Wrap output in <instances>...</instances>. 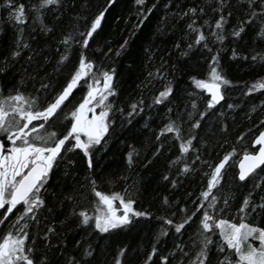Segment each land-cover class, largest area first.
Returning a JSON list of instances; mask_svg holds the SVG:
<instances>
[{"label": "trees", "instance_id": "obj_1", "mask_svg": "<svg viewBox=\"0 0 264 264\" xmlns=\"http://www.w3.org/2000/svg\"><path fill=\"white\" fill-rule=\"evenodd\" d=\"M12 2L25 5L26 23L18 25L10 22L6 0H0V67H4L5 60L8 61L7 71L0 72V87L4 96L14 94L21 77L31 75L34 79L28 80L21 91L26 95H39L43 107L62 91L78 67L81 47L73 43L67 53L69 60L60 71L55 70L60 56L65 53L60 40L69 32L75 34L74 26L80 32H85L91 20L108 6L109 0H61L59 5L43 9L44 24L54 28L47 35L41 31L37 13L32 10V6L38 5L40 0ZM228 2L233 6L234 15L225 25L226 33L236 27L242 12L247 9V4L240 7V0ZM214 6L215 0H146L143 6L137 5L136 0H115L108 9L85 55L88 61L93 62V72L97 75L115 69L113 88L116 95L109 97L117 109L114 114L110 113V119L115 123L110 127L106 143L93 155V168H88L83 152L76 150L66 153L50 173L45 200L47 207L53 210H42L39 225L28 229L36 241L33 256L36 264L45 255L49 264H68L72 258L79 264H117V260L121 264H145L154 244L158 251L151 264H162L164 256L169 258V264H180L181 261L182 264H190L200 249L197 232L202 213H198L180 234L168 227L165 237H159L166 226L158 217L171 218L174 223H180L190 216L199 204L197 198L207 189L210 175L206 174H210L223 156L233 152V149L235 154L226 166L224 180L218 188L213 189V193L219 198L218 208L224 207L225 197L229 198L228 207L219 213L218 218L241 222L239 208L252 183L242 184L238 181L236 164L245 151H254L253 140L264 126L261 124L264 121V90L250 96L245 93L254 82L264 78V63L251 61L252 55L264 53V41L255 39L261 26L257 21L247 28L243 39L236 40L229 35L223 43L215 42L209 35L211 28L204 23L207 20L214 27L218 19L211 10ZM192 7L205 9L206 14L197 18L196 26H202L211 52L203 43L198 46L194 44L197 34L190 33L187 28L190 19L179 16V13ZM149 8H152L151 14L147 13ZM141 12L148 18L142 27L137 28ZM20 29L23 30L22 42L30 47L22 49L21 56L13 61L11 54L15 50ZM125 40L129 43L120 51ZM190 43L193 44L191 50L188 48ZM177 44L179 47H176ZM233 49L236 50V58H233ZM217 50L220 70L234 86L225 89V100L209 110L207 103L210 97L195 87L192 78L210 79V61ZM117 51H120V55L116 54ZM29 56L33 57L31 61ZM243 56L249 59H242ZM24 69H27V73ZM149 73L152 75L149 76ZM42 80L52 85L46 92H38ZM168 87L173 89L172 95L162 103H154L159 93ZM85 95V88H77L71 103L63 108L49 131L66 134L70 122L64 117L78 106ZM140 100H143V111L134 115L129 123L130 106ZM193 101L197 104L196 110L191 107ZM229 104L234 107L229 108ZM119 109H123V113ZM205 111L210 115L201 121V127L192 128L191 125L199 119V113ZM188 113L194 114L189 117ZM170 120L179 124L185 141L193 135L197 137L188 153H181L182 141L177 139L174 132L161 135ZM224 125H227V131H222ZM241 136L242 140L239 139ZM129 153H133L131 166L127 159ZM197 155L200 156L199 160L196 159ZM185 164L192 169L189 173L182 172ZM260 175L264 176V171ZM165 176L169 179L165 180ZM91 180L96 181V190L104 194L119 193L134 199L135 210L148 211L151 218H140L134 227L110 233L95 230L94 223L81 226L79 220L71 215L73 210H86L90 216L103 212L98 207V198L92 194ZM173 181L176 187H173ZM53 192L72 195L75 200L65 201L61 195V203H57ZM165 197L168 198L167 205L164 203ZM255 198L259 199L258 196ZM115 206L122 211L119 201L115 202ZM182 209H187L186 213ZM3 211L0 210V218H3ZM22 211L23 208L19 206L18 211L14 210L5 226L0 227V237L8 231L7 224ZM247 222L264 227V214H253ZM48 227H55L56 230L49 237L50 248L43 238ZM212 239L211 260L212 264H217L219 259H223V255L216 251L221 239L218 234ZM177 244L184 246L187 256L176 251ZM89 246L93 250L90 257L84 255ZM122 249H126L123 256L120 255ZM173 252L176 254L173 255ZM225 254H230V250L226 249Z\"/></svg>", "mask_w": 264, "mask_h": 264}, {"label": "snow or ice", "instance_id": "obj_2", "mask_svg": "<svg viewBox=\"0 0 264 264\" xmlns=\"http://www.w3.org/2000/svg\"><path fill=\"white\" fill-rule=\"evenodd\" d=\"M115 0H109L108 6L100 11L87 26L85 32H80L74 26V32H69L60 40V44L64 46L65 53L60 56L57 62L56 71H60L69 60L67 54L73 43L79 44L81 47L78 67L71 75L67 85L58 93L51 102H46V106H41L39 95H26L21 89L26 85L28 80L34 79L33 76H22L18 82L14 94L3 95V88L0 87V210H4L0 218V227L5 226V222L14 212L18 211V206L23 208L15 220L7 224L8 231L0 237V264H36L33 256L36 252L34 247L35 239L30 236L28 229L33 225H39V213L47 209L51 212L53 209L47 207L45 194L47 193L46 185L50 180V173L53 168L58 165V161L64 158L69 152L81 150L87 157V166L89 169L94 167L93 155L98 152L106 143V136L110 127L115 123L110 119V113L114 114L117 109L109 100L110 96H115L116 92L113 88V80L115 77V69L104 71L97 75L93 72L94 64L87 60L85 50L88 49L90 41L94 38V34L102 26V21L108 9L114 4ZM146 0H136L137 5L143 6ZM61 0H40L38 5H33L32 10L37 13L36 19L40 21L41 31L47 35L54 31L53 27H49L43 22L42 10L51 5H59ZM247 4V9L242 12V18L236 27L230 33H226L225 25L234 15L233 6L228 0H215V6L212 12L218 16L215 20L214 27L205 21V25L211 28L209 35L215 42L223 43L228 36L236 40L243 39V34L247 28L257 21L260 22V28L255 35L256 40L264 41V0H240V7L243 8ZM6 6L9 9L8 19L18 25L26 23L25 5L15 4L12 0H6ZM155 5H153V8ZM259 9V11H257ZM152 8L147 9V13L151 14ZM201 14H206L203 7H192L182 13H179L181 19L188 17L190 23L187 28L190 33H196L194 40L195 45H201L211 52L208 47V37L202 31V26L197 27V18ZM141 19L137 28L142 27L147 20L148 15L140 13ZM83 19H87L84 17ZM78 23V20H77ZM23 30L20 29V36L16 41L15 50L11 54V59L15 61L21 56L22 49L30 47L29 44L23 43ZM129 41L125 40L120 46L123 51ZM176 47H179L177 44ZM189 50L193 48V44L188 45ZM59 51V49H57ZM111 51V49H109ZM117 51V55H120ZM187 55V53H185ZM233 58H236V50L233 49ZM29 61L33 59L28 57ZM242 59H249L243 56ZM253 63H264V53H257L251 56ZM210 79H198L193 77L194 85L197 89L206 92L210 97L207 103V109H215L222 101L225 100V89L233 87L232 82L226 78L220 70L219 50L211 57L210 61ZM8 61H4V67H0V72L7 71ZM27 73V69H24ZM152 74L149 73V76ZM91 79V82H89ZM102 81V86H101ZM52 85L44 83L40 84V91L46 92ZM247 87V86H246ZM77 88H85L86 95L82 101L64 119L70 122V128L66 134L57 133L55 130L49 131V128L55 124L60 112L67 104L71 103V97ZM264 90V78L258 79L250 87H248L245 95H252L254 92ZM173 93L171 87L161 91L155 98L154 103L159 104L166 100ZM143 100L133 103L128 112V120L134 115L143 111ZM264 105V102H262ZM193 110L197 109L195 101L192 102ZM229 108L234 105L229 104ZM97 108L100 111L97 113ZM123 113V109H119ZM171 111V110H170ZM255 111V108H253ZM91 113V116L88 114ZM194 113H188L191 117ZM210 115L208 111L200 112L199 119L191 125L192 128L201 127V121ZM179 118V117H178ZM250 118V117H249ZM37 122V123H34ZM264 125V121H261ZM47 126V127H46ZM67 127V125H63ZM222 131H227V125H224ZM175 133L177 139L182 142L180 144L181 153H188L193 148V141L196 136H191L186 141L181 136V128L176 121H169L165 126L161 135L165 133ZM159 139V136L157 137ZM239 139H243L241 136ZM254 145H258V150L243 154V159L239 164L238 181L248 183L251 181L252 187L248 194L243 198L240 205V221L239 223L231 222L222 218H218L219 213L225 211L229 205V198L223 199L224 207L218 208L219 198L213 193V189L218 188L224 180V172L226 166L235 154L233 152L225 154L223 158L216 164L210 174L207 189L201 192L197 198L199 204L195 211L180 223H174L173 219L167 217H158L166 226L159 233V237L168 235L167 228H174L175 233L180 234L186 225H190L193 218L200 215V224L197 235L200 237V249L196 259L190 261V264H212L211 245L214 243L212 236L219 235L221 243L217 245L216 251L223 255V259H219L217 264H264V227H260L258 223H248L247 220L253 214H264V176L260 175L264 171V131L254 140ZM198 151V150H197ZM128 164L133 163V153L128 154ZM197 160L200 156L197 155ZM175 161L174 163H177ZM192 169L185 164L182 169L183 173H189ZM165 180L169 177L165 176ZM92 194L98 198V207L103 209L102 214L90 216L86 210L76 212L73 210L72 216L79 220L81 226L87 227L94 223V229L100 233H110L114 230H127L135 226V222L140 218H151L148 211H137L134 208L136 201L130 199L127 195L113 193L111 195L104 194L96 190V181L91 180ZM176 187V182H172ZM125 189V193H127ZM57 203H61L60 196L63 194L52 193ZM259 197L257 200L255 197ZM65 201H74L72 195H63ZM119 201L120 211L115 202ZM164 203L168 204V198H164ZM211 210V211H210ZM186 213L187 209H182ZM175 216V213H173ZM31 222V223H30ZM55 227H48L43 238L48 241L47 246L51 247L50 235L55 234ZM29 241L31 243L29 244ZM159 243V238L157 239ZM176 251L187 256L184 246L177 244ZM230 250V254H225V250ZM157 247L154 244L151 253L148 255L145 264H151L153 256L157 254ZM126 249H122L120 255L123 256ZM93 250L89 246L84 252L85 256H92ZM173 255L176 253L173 252ZM234 257V258H233ZM39 264H49L45 255ZM68 264H79L75 258L68 261ZM117 264H121L117 260ZM162 264H169L167 256L162 257ZM182 264V261L180 262Z\"/></svg>", "mask_w": 264, "mask_h": 264}, {"label": "water", "instance_id": "obj_3", "mask_svg": "<svg viewBox=\"0 0 264 264\" xmlns=\"http://www.w3.org/2000/svg\"><path fill=\"white\" fill-rule=\"evenodd\" d=\"M261 131H264V126H263V128L259 131V132H261ZM259 135V133L255 136V138L257 137ZM255 138H254V140H255ZM254 140H253V142H254ZM252 146H253V149H254V151H256V150H258V145H254V143H252ZM253 151V152H254ZM249 153H252V152H249ZM243 159V155L239 158V160L237 161V164H236V166H237V176H238V173H239V164H240V162H241V160ZM219 163V162H218ZM217 163V164H218Z\"/></svg>", "mask_w": 264, "mask_h": 264}, {"label": "rangeland", "instance_id": "obj_4", "mask_svg": "<svg viewBox=\"0 0 264 264\" xmlns=\"http://www.w3.org/2000/svg\"><path fill=\"white\" fill-rule=\"evenodd\" d=\"M96 111H97V113H98V112L100 111V109H99V108H97V110H96ZM88 115H89V116H91V113H89ZM220 239H221V238H220Z\"/></svg>", "mask_w": 264, "mask_h": 264}]
</instances>
